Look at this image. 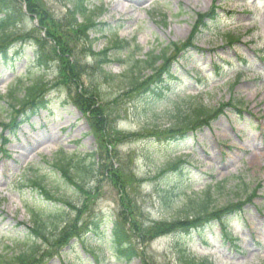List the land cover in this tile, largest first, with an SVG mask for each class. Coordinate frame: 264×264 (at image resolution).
Masks as SVG:
<instances>
[{
	"label": "rangeland",
	"instance_id": "1",
	"mask_svg": "<svg viewBox=\"0 0 264 264\" xmlns=\"http://www.w3.org/2000/svg\"><path fill=\"white\" fill-rule=\"evenodd\" d=\"M7 1L17 20L10 28L15 42L0 60V264L29 243L39 251L26 264H95L94 256L99 264H126L116 260L107 236L88 234V243L77 239L94 214H103L104 222L113 215L124 223L137 253L129 264H183L176 255L180 247L196 261L207 259L210 264H264V0H89L96 22L105 25L103 35L91 34L97 38L94 52L116 36L129 44L126 52L110 54L113 62L105 71L120 76L110 85L96 72L83 40L68 31L67 0H35L46 15L43 22L27 11L28 1ZM212 7L219 21L191 39L198 16ZM48 19L58 30H47ZM48 31L68 37H63L67 51L60 53ZM173 45L188 49L187 61L172 55L177 54ZM164 51L169 60L156 64L158 72L169 70L177 80L164 98L151 101L141 93L155 73L133 71L143 79L129 87L128 68L131 61ZM37 54L46 63L42 69L36 66ZM213 63L222 71L213 70ZM40 80L48 108L11 131L20 110H11L6 95L18 83L22 88ZM68 98L83 101L85 113ZM196 107L219 112L209 126L190 131L183 143L150 140L157 131L173 133L175 118L190 115ZM99 132L115 140L108 145V157H101L119 176L120 187L111 173L82 193L67 189L51 168L55 156L60 151L82 159L93 152L102 155ZM178 161L183 162L186 195L207 191L209 212L223 219L206 226L200 236L175 228L149 230L186 216L182 199L171 205L159 199L167 190L165 176H159ZM32 179L63 203L47 201L29 184ZM32 215L38 223L33 224ZM36 224L45 227L43 239L31 231ZM55 227L59 229L53 232Z\"/></svg>",
	"mask_w": 264,
	"mask_h": 264
},
{
	"label": "trees",
	"instance_id": "2",
	"mask_svg": "<svg viewBox=\"0 0 264 264\" xmlns=\"http://www.w3.org/2000/svg\"><path fill=\"white\" fill-rule=\"evenodd\" d=\"M29 3V6L27 7V11L30 14L37 15L39 19L43 22V19L46 18V15L44 11L36 4H34L35 0H26ZM38 2V0H36ZM68 1V8H67V14L70 19V26H69V32L75 33L80 37L84 44L88 48V55L93 60V65L96 70V72L99 74V76L103 79V81L107 84H111V82L116 79L120 78V76H115L110 74L109 72L105 71V68L113 62L111 53L119 54L122 52H126L129 44L125 40L119 39L117 36L114 37L111 41H109L108 45L98 51L94 52L93 50V43L97 40L95 37H91L92 33H98L102 34L104 32L105 25L97 23L95 20V13L93 10H90L89 8V0H67ZM39 3V2H38ZM199 18H197L196 23L193 25L192 32H191V39L194 36V33L199 31H204L208 29L209 23L217 22L218 16L215 13V11H211L204 15H199ZM17 20V14L14 10V8H11V6L8 5L7 0H0V55L6 56L8 50L12 47V42L10 38L12 35L11 27ZM47 20V19H45ZM49 21V22H48ZM47 24V30H50L49 28L53 29L51 33L54 32L55 29H57L56 24H51V20L48 19ZM49 23V24H48ZM53 25V26H51ZM109 27L108 25H106ZM103 28V29H102ZM58 30V29H57ZM49 34L50 31H48ZM52 35V41L56 43V45L59 46V51L62 54L63 51H67L65 47L63 46L65 43L63 37H66V40L68 39L67 36L64 35L63 32H55V34ZM103 35V34H102ZM55 37V38H54ZM56 39L60 42H57ZM10 40V41H9ZM231 42V41H230ZM68 43V42H67ZM189 46L188 43H186V48ZM175 47V48H174ZM168 50V49H167ZM166 50V51H167ZM58 51V52H59ZM166 51L162 52L160 55H148L143 60H134L130 62V66L128 68L129 73L132 74L131 80L129 81V87L137 86L140 81H142L141 78H136L134 72L140 73L142 70L147 69L150 70L151 73H155V79H152L148 84L143 85L142 87V93L146 94L145 96L148 97L149 100L155 101L159 100L164 96L165 91L170 86V83L173 81L174 76L172 73H170L169 70H166L164 72H158V68L156 67V64L159 61H163L166 63L169 59L166 57ZM172 51L177 54H172L173 56L177 57V55H181L184 53L182 50H178V46L173 45ZM186 51V49H185ZM185 54V53H184ZM115 61L122 62V60L116 59ZM36 66L40 69L45 67L46 63L42 61L40 54L36 55ZM69 76L73 77V72L69 73ZM161 76V77H160ZM149 77V76H147ZM166 78V79H164ZM146 79V78H144ZM150 79V78H149ZM20 83H18L13 89H11L8 94L6 95L7 100L10 103L11 110H20L18 112L17 118H20V121H24L22 118H25V120L29 119L31 115L37 113L40 109H46L47 108V102L44 99L45 97L42 96L43 88H44V82L43 81H35L31 83L30 85L20 87ZM135 87L133 89H135ZM20 90V91H19ZM85 93L88 94L90 98L97 99V96L94 93H91L89 90H85ZM21 93L19 97H16L17 94ZM85 95V94H84ZM83 95V96H84ZM69 102L74 106L77 107L81 112L85 113L83 110V107L85 104L82 102H78L77 98H68ZM90 99H86L85 102L89 106ZM91 106V105H90ZM27 111V112H26ZM219 111L210 113L207 112V110L196 107L194 108L190 115L188 116H177L176 123H174V130L171 128L170 130L173 133H165L161 134L160 132H155L153 135H151L149 138H152L151 140L153 142H160L164 143L166 145H172L176 144L177 142H180L185 139L186 133L188 131L193 130L194 128H199L200 126H206L209 124V121L212 119H215L217 117V113ZM13 126H17V122L13 121ZM147 140V138H145ZM98 148L101 150L102 155H100L97 152H93L87 156V158H74L72 156H66L68 153L66 152H58L55 156L56 160L53 164H51L52 170L55 171V173H58L60 180L63 182L65 187L67 189L76 190L80 193L83 192L85 187H87L88 184L92 182H97L101 180V177H106L111 175L112 173V165H104V161L102 160L103 156L108 157V153L111 152L110 149H108V145H110L112 142H114V139L110 140V137L107 135L98 133ZM112 145V144H111ZM102 156V157H101ZM108 162V161H107ZM175 163H171L168 167L166 172H162V174L159 176V178H162L165 176L166 178V186L167 190L165 191V194L161 196L159 199L161 203L171 205L173 201H175L176 198L182 199L184 202L185 209L183 210L182 214L186 215L184 218H178L173 221H161L158 224L152 225V227L149 229L153 233H157L158 231H169L173 228L177 229L175 232H179L180 234H187L193 230L199 231L198 229L200 227H203L202 224L208 221H214L216 219H219L220 214H216L215 211H210V203H209V195L207 191L201 192L202 196L200 194H195V192H190L188 195H186V189L184 187V182L182 181V171L184 170L182 162L178 161L175 165ZM104 165V166H103ZM115 177V183L120 187L119 182V176L114 171L112 173ZM40 180L32 179L29 181V184L33 186L34 188H39L42 196L47 199L49 202H59L63 203V199L58 196L55 192L51 193L48 191L45 187L40 185ZM165 186V187H166ZM36 188V189H37ZM187 188H191L189 185ZM179 190H183L184 192H180ZM77 193V192H76ZM177 193V194H176ZM183 193V194H182ZM66 203V205H69V203ZM37 216L32 215V221L33 224L38 223ZM104 218L103 214H94L90 217L86 224V230L83 232H80L77 236V239H80L81 242H86L87 240L84 239L86 235L91 234L98 237L107 236L109 238V244H110V250L112 253L116 256L117 260H126V261H132L137 257V253L134 249V247L130 243V236L128 231L123 226V222L119 221V219L116 216L110 215L105 218V222L101 219ZM65 221H62V225ZM102 223V225H101ZM101 225V227H100ZM110 228H108L109 226ZM102 227H105V229H101ZM45 227L42 226V228H39L36 224L34 227H32L33 235L37 238L41 237L44 238L45 234L43 233ZM59 228L55 227L53 232H56ZM174 230V229H173ZM109 232V234H107ZM149 235H152L151 233ZM33 236V237H34ZM230 240V238H229ZM88 243V242H86ZM25 251L20 252L19 254H16L12 256L11 259H8V262L6 264H26L29 260H31L39 251V246L35 243H29L27 245ZM92 250L89 254H92ZM177 257L183 262V264H210L206 259H203L201 261H196L194 258H192L189 254L186 253V250H184L182 247H180L177 251ZM95 261L97 260V257H95ZM97 263V262H96ZM99 264V263H97Z\"/></svg>",
	"mask_w": 264,
	"mask_h": 264
}]
</instances>
